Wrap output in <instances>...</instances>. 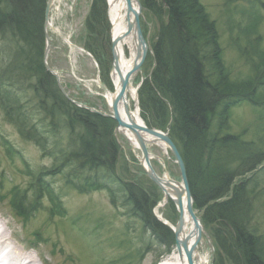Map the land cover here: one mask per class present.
I'll return each instance as SVG.
<instances>
[{
  "label": "trees",
  "instance_id": "trees-1",
  "mask_svg": "<svg viewBox=\"0 0 264 264\" xmlns=\"http://www.w3.org/2000/svg\"><path fill=\"white\" fill-rule=\"evenodd\" d=\"M23 1L21 6L22 0H0V7L6 8L0 15L8 21L1 25L0 111L22 137L55 159L58 174L67 169V182L77 192L107 191L114 207L121 204L170 248L174 234L151 210L158 200V188L153 185L150 193L143 192L137 184L124 183L117 175L116 123L75 106L45 68L47 0ZM141 2L159 27L153 47V84L145 79L141 85L140 105L147 113L150 110L153 127L161 130L168 128L169 106L172 109L169 133L185 162L195 210L202 213L206 229L217 224L222 231L218 228L215 232H224L223 237L214 235L215 262L224 264L229 258L232 264H264V236L251 228L254 199L264 192L258 186V178L264 174V152L255 142L222 135L229 112L237 105L249 103L264 110V54L254 65L258 67L254 85H235L222 66L216 25L200 0ZM85 25V49L101 69H108L111 38L105 0H94ZM250 172H255L252 178L236 182ZM33 190L34 201L14 198L12 206L19 217L27 219L39 207L44 193H49L58 211L54 200H60L52 196L41 175Z\"/></svg>",
  "mask_w": 264,
  "mask_h": 264
},
{
  "label": "rangeland",
  "instance_id": "rangeland-1",
  "mask_svg": "<svg viewBox=\"0 0 264 264\" xmlns=\"http://www.w3.org/2000/svg\"><path fill=\"white\" fill-rule=\"evenodd\" d=\"M200 2L220 35L221 61L229 76V82L235 85H254L258 70L254 65L259 63L264 54V0ZM93 3L94 0L57 1L51 12V19L61 36L50 31L49 66L60 75L61 85L72 100L101 113L110 114L103 95L104 89L97 82L98 69L95 62L78 49L71 48L63 39H69L80 48L85 47L88 37L85 24ZM5 9L1 5L0 11ZM142 15L145 21L142 29L148 37L153 54L148 55L142 76H137L134 80L135 87L142 78L153 84L152 74L156 68L153 47L159 22L146 8ZM7 22L0 15L1 38V25ZM111 63L112 58L109 56L110 66ZM110 66L105 70L100 67V76L101 81L112 90ZM155 92L160 96L156 89ZM140 103L139 97L141 118L146 124L149 121V127L156 128L157 126L153 127L150 110L149 113L144 111ZM134 108L135 103L131 102L129 109ZM171 110L169 106V125L162 131L170 130ZM229 113L228 125L222 135L239 136L243 141L255 142L264 152V110L242 103L232 108ZM113 134L118 146V151L114 154L117 175L124 183L137 184L143 192L150 193L156 185L148 178L140 163L141 152L118 131ZM149 152L153 156L152 166L159 176L169 174L172 179L180 181L179 167L170 152H164L157 145H151ZM58 168L59 164L54 158L47 156L40 147L22 137L0 111V223L11 237L12 246L28 252L38 264H158L175 249V245H170L169 248L160 243L121 204L114 207L107 191L80 194L68 184L67 169L58 174ZM254 173L240 176L236 182L250 179ZM39 175L50 186L52 196L59 198L60 203L53 199L59 209L55 211L51 196L47 192L48 196L46 193L41 195L39 207L36 206L34 212L27 219H23L14 210L13 200L21 197L25 203L34 201L33 185H36ZM258 180V186L263 190L264 174ZM157 194L158 200L153 209L151 208L152 214L155 216L158 211L166 221L175 225L179 218L175 205L169 201L158 209L165 197L161 190ZM254 208L251 228L256 235L264 236V192L254 199ZM197 214L199 218L202 215L200 211ZM218 228L222 231L219 225L210 224L206 229L208 236H204L199 245L198 255L205 256L207 264H218V260L215 262L217 249L214 235H224V232H215ZM224 264L232 262L227 258Z\"/></svg>",
  "mask_w": 264,
  "mask_h": 264
},
{
  "label": "water",
  "instance_id": "water-1",
  "mask_svg": "<svg viewBox=\"0 0 264 264\" xmlns=\"http://www.w3.org/2000/svg\"><path fill=\"white\" fill-rule=\"evenodd\" d=\"M56 0H48L46 4L45 10V36H46V50L44 54V63L45 67L48 72H50L55 79L57 80L58 86L60 91L75 105L79 106L80 108L90 110L95 114H100L104 117L112 118L117 123L116 131L126 130L128 131L134 138L136 145L134 147L141 152L142 159L140 161L146 175L148 178L164 193V195L169 198L173 204L176 206V209L179 213V219L177 224L174 228L170 227L168 223L162 222L166 226L170 227V229L174 233L175 237V244L176 249L179 252L181 259L185 260L186 264H195V259L198 255V248L200 243L202 242L204 236H208L207 230L205 229L204 225L202 224L200 218L197 215L196 210L194 209V198L191 192L186 165L185 162L176 146L174 141L169 135V132H162L156 129L149 128L146 126L144 121L141 119V124L135 122L132 117V114L125 104V118L123 119L118 110V104L120 101L125 99L130 87H131V79L133 75H138L142 73V66L146 61V58L149 53H152V48L148 42V37H145L143 34L142 26H141V19L143 18L142 11L143 6L140 0H125L126 2V9H127V30L126 34L135 31L136 40L138 44V54L135 59L134 67L132 71L126 74L121 78V90L117 97L114 99L111 114H102L101 112L89 108L83 104H80L76 101H73L68 94L65 92L64 88L61 85V77L60 75L52 70L48 63L49 53H50V38H49V30H53L57 32L52 24H50V13L53 9ZM138 6V9L135 7ZM112 35V29H111ZM121 40V37L112 38V70H116L119 72L118 69V55L116 53V48ZM70 47L76 48L69 40L66 41ZM83 52H86L83 49H80ZM87 53V52H86ZM93 60L94 58L87 53ZM153 54V53H152ZM95 62V61H94ZM98 82L101 87L106 90V87L100 81L98 76ZM142 83V82H141ZM140 87V86H139ZM139 87L137 88V103L138 104V91ZM138 113L140 116V111L138 108ZM121 134V133H120ZM122 135V134H121ZM124 136V135H122ZM127 138V137H126ZM152 138V140H151ZM152 144H163L166 149L172 154L175 163L179 167L181 173L180 181H176L171 178L169 174H166L164 177H160L156 171L154 170L151 160L152 155L148 150V145ZM185 215L189 217L192 222L193 229L190 233H185ZM210 245L213 246L212 241H210Z\"/></svg>",
  "mask_w": 264,
  "mask_h": 264
},
{
  "label": "bare ground",
  "instance_id": "bare-ground-1",
  "mask_svg": "<svg viewBox=\"0 0 264 264\" xmlns=\"http://www.w3.org/2000/svg\"><path fill=\"white\" fill-rule=\"evenodd\" d=\"M107 7H108V19L109 25L112 29V35L110 38H118L121 37V40L116 48V53L118 55V69L119 72L113 70L111 72V80L113 89L104 91L103 95L107 102L109 109H111L114 99L117 97L121 90V78L132 71L134 67L135 59L138 54V44L136 40L135 31H132L129 34H126L127 30V9H126V2L125 0H106ZM138 9V6L135 5ZM50 23L54 27V23L52 19H50ZM55 28V27H54ZM55 30L59 33V31L55 28ZM46 49V48H45ZM137 78V76L133 75L131 79V87L125 96V99L120 101L118 104V110L120 116L124 119L125 118V104H127L128 108L131 102L137 103V88L134 86L133 82ZM130 110V109H129ZM133 119L137 123H142L139 113H138V106H135L134 110H130ZM114 132L116 130L114 129ZM124 137L133 144L136 145L135 138L126 130L118 131ZM152 140V138H151ZM160 147L164 152L168 153V150L163 144H154ZM151 145H148V150ZM153 158V156H152ZM164 194V193H163ZM165 197V195H164ZM168 198L165 197V200L162 204H160L159 208H162L166 205ZM157 217L172 228L175 225H172L169 221L167 222L163 215H161L158 211ZM185 219V233L192 232L193 225L191 220L187 215L184 217ZM170 223V224H169ZM0 264H38L37 260L28 252H24L20 250L16 246H12V239L7 234V230L4 226L0 223ZM159 264H186L185 260L181 259L179 252L174 249L168 256L164 257ZM195 264H207V258L205 256L199 257L198 260L195 261Z\"/></svg>",
  "mask_w": 264,
  "mask_h": 264
},
{
  "label": "flooded vegetation",
  "instance_id": "flooded-vegetation-1",
  "mask_svg": "<svg viewBox=\"0 0 264 264\" xmlns=\"http://www.w3.org/2000/svg\"><path fill=\"white\" fill-rule=\"evenodd\" d=\"M23 2H24V1L22 0V2H21V6H22ZM21 6H20V7H21Z\"/></svg>",
  "mask_w": 264,
  "mask_h": 264
}]
</instances>
